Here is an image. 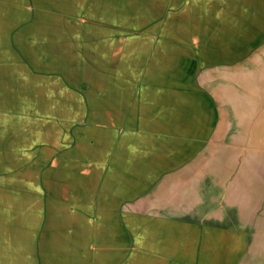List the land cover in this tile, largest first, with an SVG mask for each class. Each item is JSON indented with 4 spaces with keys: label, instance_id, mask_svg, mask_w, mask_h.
Wrapping results in <instances>:
<instances>
[{
    "label": "rangeland",
    "instance_id": "374dc122",
    "mask_svg": "<svg viewBox=\"0 0 264 264\" xmlns=\"http://www.w3.org/2000/svg\"><path fill=\"white\" fill-rule=\"evenodd\" d=\"M169 2L0 0V264L137 258L110 199L118 126L110 138L153 100L169 31H191ZM192 43L172 40L181 56Z\"/></svg>",
    "mask_w": 264,
    "mask_h": 264
},
{
    "label": "crops",
    "instance_id": "0c3cea01",
    "mask_svg": "<svg viewBox=\"0 0 264 264\" xmlns=\"http://www.w3.org/2000/svg\"><path fill=\"white\" fill-rule=\"evenodd\" d=\"M169 6L191 31H169L151 105L112 126L119 158L105 150L112 205L134 220L121 240L132 264H264V0Z\"/></svg>",
    "mask_w": 264,
    "mask_h": 264
}]
</instances>
